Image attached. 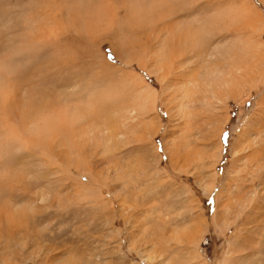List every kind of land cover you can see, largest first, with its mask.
Segmentation results:
<instances>
[{
	"label": "rangeland",
	"instance_id": "1",
	"mask_svg": "<svg viewBox=\"0 0 264 264\" xmlns=\"http://www.w3.org/2000/svg\"><path fill=\"white\" fill-rule=\"evenodd\" d=\"M156 250L264 264V0H0V264Z\"/></svg>",
	"mask_w": 264,
	"mask_h": 264
},
{
	"label": "bare ground",
	"instance_id": "2",
	"mask_svg": "<svg viewBox=\"0 0 264 264\" xmlns=\"http://www.w3.org/2000/svg\"><path fill=\"white\" fill-rule=\"evenodd\" d=\"M189 28V27H188ZM193 29V28H192ZM205 31V30H204ZM184 34H185V32H184ZM178 41V40H177ZM183 41V40H182ZM187 41V40H186ZM185 41V42H186ZM185 45V44H184ZM255 45V44H254ZM201 48V47H200ZM186 49V48H185ZM217 53V52H216ZM171 55H172V53H171ZM239 55V54H238ZM222 56V55H221ZM172 57V56H171ZM178 62V61H177ZM186 65V64H185ZM243 69V68H242ZM193 73V72H192ZM229 73V72H228ZM225 75H227V74H225ZM230 75V74H229ZM222 77V76H221ZM232 77V76H231ZM231 77H230V79H231ZM223 79V78H222ZM228 81V80H227ZM195 82H196V80H195ZM194 82V83H195ZM198 82V81H197ZM204 82V81H203ZM193 84V83H192ZM184 85V84H183ZM224 85H225V83H224ZM204 86V85H203ZM211 86V85H210ZM193 87V86H192ZM196 87H197V84H196ZM201 87V86H200ZM208 87H209V85H208ZM215 87V86H214ZM189 88V90L191 89L190 87H188ZM199 88V87H198ZM197 88V89H198ZM183 89V88H182ZM185 89V88H184ZM193 89H195V86H194V88ZM181 90V89H180ZM196 90V89H195ZM211 90V89H210ZM187 91V90H186ZM219 91V90H218ZM146 92H148V91H146ZM210 92V91H209ZM212 92V94L211 95H213V91H211ZM206 93V92H205ZM151 94V93H150ZM190 94H192L191 93V90H190ZM141 95H143V94H141ZM183 95V94H182ZM210 95V94H209ZM146 96H147V94H146ZM145 96V97H146ZM185 96V95H184ZM192 96V95H191ZM188 97V96H187ZM190 97V96H189ZM196 97V96H195ZM213 97V96H212ZM145 99V98H144ZM188 99V98H187ZM186 99V100H187ZM196 99V98H195ZM206 99V98H205ZM176 100V99H175ZM191 100V99H190ZM193 100V99H192ZM188 101H189V99H188ZM184 103H185V101H183L182 102V104L184 105ZM187 103H189V102H187ZM199 103V102H198ZM145 104V103H144ZM186 105V104H185ZM258 139H259V137H258ZM246 140V139H245ZM257 153V152H256ZM238 178H236V180H237ZM262 179V178H261ZM251 201V200H250ZM214 218V217H213ZM216 221V220H215ZM161 255H163L162 253L160 254V259L158 260V261H161ZM144 257H147V260H146V263L147 264H151V262H153V261H156V259H158L159 258V254L157 255V250H156V252L155 253H153V254H149L148 256H144Z\"/></svg>",
	"mask_w": 264,
	"mask_h": 264
},
{
	"label": "snow or ice",
	"instance_id": "3",
	"mask_svg": "<svg viewBox=\"0 0 264 264\" xmlns=\"http://www.w3.org/2000/svg\"><path fill=\"white\" fill-rule=\"evenodd\" d=\"M224 135H227L226 133Z\"/></svg>",
	"mask_w": 264,
	"mask_h": 264
}]
</instances>
